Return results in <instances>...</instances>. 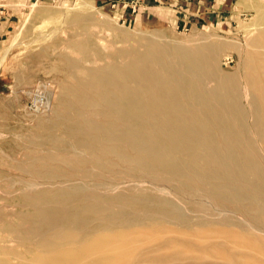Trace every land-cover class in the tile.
<instances>
[{
	"label": "rangeland",
	"instance_id": "obj_1",
	"mask_svg": "<svg viewBox=\"0 0 264 264\" xmlns=\"http://www.w3.org/2000/svg\"><path fill=\"white\" fill-rule=\"evenodd\" d=\"M0 11V21L4 16L11 18L9 31L0 36V264L31 261L41 249L38 236L28 231L26 217L37 208L28 197L79 184L105 196L158 195L181 204L191 224H177L175 229L191 232V237L198 240L208 237V249L214 243L226 246L228 237L237 231L256 235V239L246 238L247 241L264 246L260 241L264 231H258L264 228V221L237 203L216 197L180 176L159 168L147 169L117 153L103 151L97 143H90L69 129L72 123L81 124L87 118L110 122L106 112H98L87 101V83L92 72L123 62L121 51L144 50L151 43L163 44L174 52L177 48L209 52L212 46L216 48L215 55L211 53L215 59L213 67L218 76L235 82L250 137L264 162L253 101L259 98V90L252 86L248 72V56L254 54L261 60L264 55V0H236L234 13L226 21L194 26L181 25L167 9L158 7L149 13L140 0H0ZM170 62L180 66V56L172 54ZM215 83L207 80L209 86ZM110 206V211L119 210L120 203ZM130 210L137 211L133 207ZM198 214L210 222L200 217L207 224L201 225ZM96 215L95 224L106 221L104 214ZM152 227L150 235L142 229L129 232L132 228L124 227V231L117 227L110 238L122 234L129 238L133 232L138 235V249L129 264L195 262L186 253L190 241L177 232L166 231L162 225ZM156 233L163 235L161 242L166 240L161 246L155 240L147 243L149 236ZM206 247L196 245L193 257L204 256ZM259 254L250 253L252 258L264 262V254Z\"/></svg>",
	"mask_w": 264,
	"mask_h": 264
},
{
	"label": "bare ground",
	"instance_id": "obj_2",
	"mask_svg": "<svg viewBox=\"0 0 264 264\" xmlns=\"http://www.w3.org/2000/svg\"><path fill=\"white\" fill-rule=\"evenodd\" d=\"M211 47L209 52L181 48L174 52L163 44L151 43L144 50L121 51L125 58L123 62L92 72L87 83V101L98 112H106L110 122L87 118L81 124L72 123L69 129L77 136L88 138L90 143H97L103 151L117 153L147 169L159 168L202 186L216 197L237 203L262 222L264 162L250 137V126L235 82L217 75L215 65L213 67L215 59H212L216 48ZM172 54L180 56V66L170 62ZM248 58L251 59L248 72L252 86L259 90V98L253 100L259 120L255 126L259 141L264 145V55L261 60L254 54ZM208 79L216 83L209 86ZM40 194L28 197L36 202L37 208L27 214L26 220L28 231L38 236L41 249L31 261L25 260L22 264H129L138 249L139 237L135 232L129 238L122 233L112 237L115 231L132 228L127 230L132 232L136 228L150 235L153 230L149 229L153 225H162L166 231L177 232L190 241L186 253L195 261L192 264H264L263 260L250 255L251 252L264 254V246L259 243L257 247V241H247L256 239V235L237 231L228 237L226 246L223 243L224 247L214 246V243L208 249L205 244L207 234L205 240H198L191 237V232L175 229L177 224L189 226L191 222L181 204L179 206L168 198L147 194L105 196L80 184L60 188L51 194ZM107 202L120 203L119 210L110 211L111 204ZM132 207L137 211H131ZM99 213L105 215L106 221L95 224ZM201 214H198L199 218L203 217ZM205 223L200 222L206 226ZM261 230L264 228L258 231ZM162 236L157 233L149 236L147 243L155 240L159 242L157 245L162 244L166 241L161 242ZM260 241L264 244V237ZM196 245L207 248L204 256L193 257ZM210 257L211 260H206Z\"/></svg>",
	"mask_w": 264,
	"mask_h": 264
},
{
	"label": "crops",
	"instance_id": "obj_3",
	"mask_svg": "<svg viewBox=\"0 0 264 264\" xmlns=\"http://www.w3.org/2000/svg\"><path fill=\"white\" fill-rule=\"evenodd\" d=\"M108 1V0H105ZM149 13L158 7L172 11L181 25H197L202 22H224L232 17L236 0H140ZM2 12V11H0ZM1 16V15H0ZM11 26V18L0 21V36Z\"/></svg>",
	"mask_w": 264,
	"mask_h": 264
}]
</instances>
